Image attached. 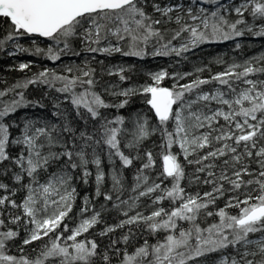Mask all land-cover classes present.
Wrapping results in <instances>:
<instances>
[{
  "label": "snow or ice",
  "instance_id": "obj_1",
  "mask_svg": "<svg viewBox=\"0 0 264 264\" xmlns=\"http://www.w3.org/2000/svg\"><path fill=\"white\" fill-rule=\"evenodd\" d=\"M0 264H264V0H0Z\"/></svg>",
  "mask_w": 264,
  "mask_h": 264
}]
</instances>
